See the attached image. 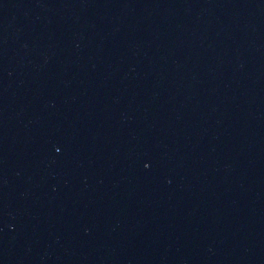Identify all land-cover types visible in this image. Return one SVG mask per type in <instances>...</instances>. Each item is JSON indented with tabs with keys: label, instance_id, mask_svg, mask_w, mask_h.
I'll use <instances>...</instances> for the list:
<instances>
[{
	"label": "water",
	"instance_id": "water-1",
	"mask_svg": "<svg viewBox=\"0 0 264 264\" xmlns=\"http://www.w3.org/2000/svg\"><path fill=\"white\" fill-rule=\"evenodd\" d=\"M0 264H264V0H0Z\"/></svg>",
	"mask_w": 264,
	"mask_h": 264
}]
</instances>
